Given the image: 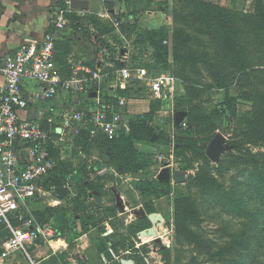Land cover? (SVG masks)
<instances>
[{
    "label": "rangeland",
    "instance_id": "374dc122",
    "mask_svg": "<svg viewBox=\"0 0 264 264\" xmlns=\"http://www.w3.org/2000/svg\"><path fill=\"white\" fill-rule=\"evenodd\" d=\"M202 1L245 15H254L257 0ZM97 5L103 8L104 14L99 15L93 11L91 15L99 16L101 21L120 23L119 30L115 27L116 33L106 38L112 50L105 52L107 57L103 70L110 74V85L118 84L117 62L123 54L128 56V62L132 66L153 67L158 74L165 73L175 77L176 83L162 94L153 92L140 82L129 86L140 91L136 100L135 97L129 99L139 104L135 112L137 116H149L151 107L156 106L157 111L151 119L158 133L149 144L139 146L141 151L153 154L155 164L142 173L119 175L99 147L85 149L61 144L59 161L71 163L76 170H85L96 163H102L109 172L104 177L103 187L96 191L77 179L70 190L67 189L66 195L59 193L58 188L51 195L41 198L42 204L38 209H53L50 223L61 232L59 241L63 243L59 247L44 246L46 250L41 256L34 258L33 254V260H27L29 264H121V260L131 261L133 264H218L208 263L177 234L175 199L178 196H190L194 200L200 198L196 195L192 179L202 168L209 169L226 189L231 190L235 179L243 180L240 171L233 169L228 173L225 170L227 162L222 165L232 151L237 154L234 150V143L237 141L243 142L244 148L252 155H257L258 158L259 155H264L263 140L250 138L244 134L246 129L240 134L234 132L242 117L251 111V103L240 97L241 89L234 85V81H231L233 86L227 90L219 88L220 80L214 78L203 63L193 70L191 67L184 69L174 60L172 37L177 27L174 10L185 5L183 0H154L152 5H148L147 0H101ZM160 25L165 27L168 35V39L164 41L167 56L147 42V31L158 29ZM124 26H129L126 32H122ZM186 29L189 35L199 38V41L191 43L194 51L207 52L211 56L216 54L211 40L200 34V28ZM93 37L89 34L81 39L76 37L70 42V57L85 63L92 62L96 57L95 46L98 44ZM99 55L105 56L102 53ZM248 82L242 87L244 91L264 92V79L253 84ZM189 83L193 85L192 88H189ZM226 97L238 98L236 117L232 114ZM192 100V105H203L214 117L216 130L209 137L211 141L207 137L198 141L206 149L205 159L195 157L192 152L178 156V152L174 151L176 136L183 133L180 125L176 124L177 120L187 122V110L184 107H188ZM157 138L160 142L155 143ZM167 138L169 144H165ZM218 139L222 141L223 151L212 158L208 155V150ZM146 178L162 184L168 183L172 190L169 198L153 200V212L148 210L150 200L144 199L138 190L140 183ZM120 204H123V209H120ZM251 211L255 210L251 208ZM222 212L221 209L213 210L209 207L202 215L201 231L207 239L221 242L230 240L234 235V239L242 242V239L252 237L256 232L252 218L228 216ZM151 215L160 216L162 220L151 223ZM227 222H232L230 227L219 231L218 227ZM151 229L156 231L154 236L150 234ZM99 244L105 245L106 251H111L115 261L108 263L105 260L103 254L106 251L100 250ZM28 250L32 251V248ZM244 255L243 252L238 259L243 261ZM257 259L256 264H264V252Z\"/></svg>",
    "mask_w": 264,
    "mask_h": 264
},
{
    "label": "trees",
    "instance_id": "16d2710c",
    "mask_svg": "<svg viewBox=\"0 0 264 264\" xmlns=\"http://www.w3.org/2000/svg\"><path fill=\"white\" fill-rule=\"evenodd\" d=\"M147 2L148 5H152L154 0H147ZM183 3L185 5L181 9L174 10V22L177 24L172 37L174 60L184 69L191 67L193 70L203 63L207 66L210 74L220 80L218 83L219 88L227 90L234 83L238 89H241L240 97L251 103V111L242 117V121L234 132L240 134L246 129L244 134L250 138L255 137L264 141V92L244 91L242 89L247 81H249L248 84H251V82L253 84V82L257 83L264 79V0L256 1L254 15H245L202 0H183ZM57 4L65 6V0H61ZM66 19L69 21L66 26L69 31H63L64 34H57L55 41L57 63L65 71H69L71 66L69 64V43L74 41L76 37L81 39L91 34L94 36L93 39L98 41L95 46L96 57L92 62H83V64L91 69L97 67L103 69L105 63L99 60V54L104 50H112L106 38L116 33L114 22L101 21L97 15L82 18L76 12L68 14ZM55 26L56 22L50 24L47 32L54 33L56 31ZM128 27L124 26L122 32H126ZM186 28H200L202 30L200 34L207 36L211 40L214 49H216V58L215 55L211 56L207 52L194 51L191 43L194 40L199 41V38L189 35ZM167 39V31L163 25H160L158 29L147 31V42L153 48L163 52L165 56H167V48L164 41ZM117 65V68H120L122 63L118 61ZM148 69L150 71L155 70L153 67ZM231 81L234 82L231 84ZM189 85L191 86L189 88H192L193 85L190 83ZM139 93V89L133 88V86L115 91L107 85L103 88L105 98L116 94L115 97L129 100L132 97H137ZM83 99H85L84 96L81 97V102L84 101ZM108 99L116 101L114 97ZM226 99L232 114L236 117L238 98L226 97ZM88 101L81 103L82 107H86ZM193 101L188 104V107H184L187 110L188 128L183 129L180 125L183 133L176 136L174 151L178 152V156H184L185 152H192L195 157L205 159L206 149L200 146L198 141L205 137L211 141L209 137L216 130L214 117L209 114L203 105H192ZM189 106L191 107L189 108ZM156 111V106L153 105L149 116L134 115L130 123L129 134H122L114 140H109L102 135L93 138L87 130H83L75 140V146L85 149L92 146L99 147L108 156L111 165L115 167L119 175L145 172L155 162L153 154L141 151L139 146L149 144L154 135L158 133L152 125L151 119ZM158 142H160L159 138L155 140V143ZM165 144H169L168 138ZM234 150L237 154L232 151L227 155L222 165L227 162L226 172L229 173L231 170L236 169L240 171L244 179H238L239 181L235 179L231 190L226 189L209 169L202 168L192 179L194 180V188L197 191L196 195H199L200 198L194 200L190 196H178L175 199L176 232L183 237L184 243L192 246L208 263L256 264L258 256L264 252V155H259V158L257 155H252L249 150L244 148L243 142L240 141L234 143ZM53 155L57 160V165L50 174L47 184L59 188V193H62V195L68 193V190L64 188V184L70 174L74 175V181L79 179L84 182L86 187H90L95 191L103 187L105 178L99 177L91 180L88 173L90 170L94 171L106 165L96 163L85 170H76L71 163L59 161V150L53 151ZM220 171L223 172L222 168ZM138 190L144 199L150 200L148 203L149 212L154 211L153 200L169 198L172 191L168 183L162 184L151 178L144 179ZM198 200L200 203H198ZM210 200H213V202H210ZM209 207L213 210L221 209L222 213L228 216L252 218V224L256 232L252 237L242 239V242L234 239V235L231 236L230 240L221 242L207 239L201 231V217ZM251 208L255 211H251ZM35 215L39 222L47 224L50 223L53 217V209L43 211L37 209ZM230 223L232 222L221 224L218 227L219 231L229 228ZM60 233L59 231L58 236ZM98 246L100 250L106 251L107 249L103 244ZM243 252L245 257L243 261H240L238 257Z\"/></svg>",
    "mask_w": 264,
    "mask_h": 264
},
{
    "label": "built area",
    "instance_id": "2783aa9c",
    "mask_svg": "<svg viewBox=\"0 0 264 264\" xmlns=\"http://www.w3.org/2000/svg\"><path fill=\"white\" fill-rule=\"evenodd\" d=\"M72 13L71 1L65 0V6L57 4L54 33L46 32L41 41L28 40L16 53L0 59L4 80L0 88V258L19 251L32 261L37 249L59 239L54 225L39 222L35 215L41 198L57 190L47 184L57 165L53 151L61 144L75 145L83 130L93 138L102 135L109 140L129 134L134 115L125 110L128 99L116 94L108 96L116 101L105 98V85L115 91L140 82L162 94L176 83L170 74L132 66L124 54L114 86L110 74L100 67L91 69L69 61L70 70L65 71L56 61L55 41L58 32L67 30L66 16ZM114 25L119 30L120 23ZM85 101L88 105L82 107ZM179 125L188 128L185 120ZM108 172L102 166L90 170L88 177L104 178ZM73 183L70 174L64 188L70 190Z\"/></svg>",
    "mask_w": 264,
    "mask_h": 264
},
{
    "label": "crops",
    "instance_id": "0c3cea01",
    "mask_svg": "<svg viewBox=\"0 0 264 264\" xmlns=\"http://www.w3.org/2000/svg\"><path fill=\"white\" fill-rule=\"evenodd\" d=\"M61 0H0V59L7 55L16 53L19 48L28 40L42 39L53 22H56V5ZM75 3L74 12L80 17L86 18L91 13L97 12L104 14L103 8L97 3L101 0H69ZM80 1L82 4H77ZM64 34L65 32H58ZM57 33V34H58ZM106 56L99 55L100 60L106 61ZM69 61L83 63L76 58L70 57ZM4 80L0 78V88ZM137 97L134 98L136 100ZM129 100L127 112L136 115L139 108L136 101ZM134 102V103H133ZM131 103H133L131 105ZM62 241L56 240L51 243V247H59ZM57 245V246H56ZM45 248H39L35 252V257H39L45 251ZM0 264H29L27 258L19 251H13L4 258H0Z\"/></svg>",
    "mask_w": 264,
    "mask_h": 264
},
{
    "label": "water",
    "instance_id": "95a60500",
    "mask_svg": "<svg viewBox=\"0 0 264 264\" xmlns=\"http://www.w3.org/2000/svg\"><path fill=\"white\" fill-rule=\"evenodd\" d=\"M76 2V5L77 4H82L80 1H75ZM75 3H73V2H71V6H72V8H75V5H74ZM43 37H44V35H43ZM43 37H42V39H43ZM42 39H39V41H41ZM94 96H96V94L94 95ZM180 122H181V119L179 120H177V125H179L180 124ZM221 151H223V146H222V141L220 140V139H218V140H215L212 144H211V146H210V148H209V150H208V155L210 156V157H212V158H215L216 156H217V154L219 153V152H221ZM177 176H178V174H177ZM120 209H123V204H120ZM150 219L153 221V222H157V221H161L162 220V218L160 217V216H154V215H151L150 216ZM152 234H155V230H152V232H151ZM103 256H104V258H105V260L108 262V263H111V262H113V261H115V256H113L112 255V253H111V251H106L104 254H103ZM121 264H133L131 261H126V260H121Z\"/></svg>",
    "mask_w": 264,
    "mask_h": 264
},
{
    "label": "flooded vegetation",
    "instance_id": "af4514ba",
    "mask_svg": "<svg viewBox=\"0 0 264 264\" xmlns=\"http://www.w3.org/2000/svg\"><path fill=\"white\" fill-rule=\"evenodd\" d=\"M149 221H150L151 223H154V222L150 219V217H149ZM157 222H158V221H157ZM152 230H154V229H151V230H149V231H150V234L154 236V235L156 234V231H155V234H152V233H151Z\"/></svg>",
    "mask_w": 264,
    "mask_h": 264
}]
</instances>
